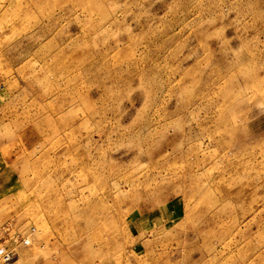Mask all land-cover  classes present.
Returning <instances> with one entry per match:
<instances>
[{"label":"rangeland","instance_id":"1","mask_svg":"<svg viewBox=\"0 0 264 264\" xmlns=\"http://www.w3.org/2000/svg\"><path fill=\"white\" fill-rule=\"evenodd\" d=\"M0 240L264 264V0H0Z\"/></svg>","mask_w":264,"mask_h":264},{"label":"built area","instance_id":"2","mask_svg":"<svg viewBox=\"0 0 264 264\" xmlns=\"http://www.w3.org/2000/svg\"><path fill=\"white\" fill-rule=\"evenodd\" d=\"M18 239V238H17ZM29 241L24 240V244H28ZM18 260L17 254L9 248L5 242L0 240V264H16Z\"/></svg>","mask_w":264,"mask_h":264},{"label":"bare ground","instance_id":"3","mask_svg":"<svg viewBox=\"0 0 264 264\" xmlns=\"http://www.w3.org/2000/svg\"><path fill=\"white\" fill-rule=\"evenodd\" d=\"M250 258H251V257H250ZM246 262H247V261H246ZM246 262H245V263H246Z\"/></svg>","mask_w":264,"mask_h":264}]
</instances>
